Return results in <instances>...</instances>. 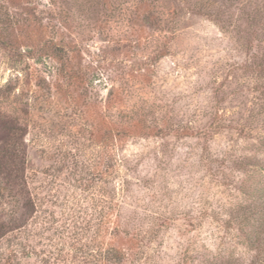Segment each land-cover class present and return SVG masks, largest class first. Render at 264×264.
I'll use <instances>...</instances> for the list:
<instances>
[{
  "label": "rangeland",
  "instance_id": "374dc122",
  "mask_svg": "<svg viewBox=\"0 0 264 264\" xmlns=\"http://www.w3.org/2000/svg\"><path fill=\"white\" fill-rule=\"evenodd\" d=\"M259 166L264 0H0V264H251Z\"/></svg>",
  "mask_w": 264,
  "mask_h": 264
},
{
  "label": "trees",
  "instance_id": "16d2710c",
  "mask_svg": "<svg viewBox=\"0 0 264 264\" xmlns=\"http://www.w3.org/2000/svg\"><path fill=\"white\" fill-rule=\"evenodd\" d=\"M258 173L264 168L258 167ZM241 194L247 199L252 200L253 205L240 211L233 219L236 235L242 240V243L249 249L256 250L257 254L252 260L251 264H264V235L260 238L256 237L260 232H264V183L260 184L258 181L250 180V185L241 189ZM155 220L157 222H155ZM171 219L164 214H158L150 225L142 230V233L137 234L146 238L148 242L152 237H158L161 229L166 226L169 227ZM116 227L128 226L127 221L116 222ZM226 225V224H225ZM226 249H220L217 253H211L208 250L198 252L195 258H190L185 254L177 255L175 264H237L232 258L231 254H227ZM101 260L106 264H123L127 261L126 256L121 250L107 247L102 252Z\"/></svg>",
  "mask_w": 264,
  "mask_h": 264
}]
</instances>
